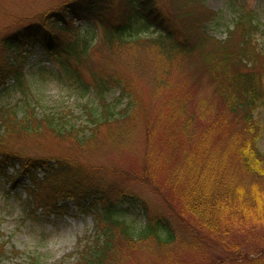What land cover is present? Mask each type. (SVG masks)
I'll return each instance as SVG.
<instances>
[{
	"label": "trees",
	"instance_id": "obj_1",
	"mask_svg": "<svg viewBox=\"0 0 264 264\" xmlns=\"http://www.w3.org/2000/svg\"><path fill=\"white\" fill-rule=\"evenodd\" d=\"M234 12L233 23L220 40L208 35L202 25L210 16L201 0H168L165 11L156 0H66L52 13V21L40 17L0 37V94L10 90L23 99L20 107L18 101L0 103V171L7 163L12 164L10 161H16L15 174L7 178L14 184L17 174L30 175L26 190L31 196L40 183H45L54 198L48 209L51 213L64 212V201L71 199L80 210L96 214L95 234L80 246L74 264H106L115 242L121 239L130 251L140 241L150 239L161 262L175 263L173 255L180 250L197 254L202 243L216 240L229 252L219 262L207 259L208 264H264L263 258H249L244 246L231 238L234 232L251 233L264 227V154L257 147L260 126L253 116L264 102V51L253 42L257 15L243 7L235 8ZM67 14L83 20L84 25L79 29L69 27ZM95 27L101 31L98 38ZM145 29H153L155 36L140 35ZM64 32H70L72 38L64 39ZM97 40L104 58L106 53L114 56L115 51L119 53L117 49L134 43L135 51L162 55V60L168 63L175 57L194 54L198 57L192 56L195 63L200 61L208 66L207 80L220 96L223 111L213 112L204 121V129H196L191 125L196 112L188 108L190 92L188 89L175 92L166 109L168 125L175 122V126L159 129L162 133L158 138L152 125L148 129L155 136L149 138L147 134L144 140L143 153L151 161L147 167H155L154 163L164 168L152 175L147 168L148 175L142 176L157 189L176 227L166 217L149 214L148 205L136 195L120 192L110 197L99 185L87 182L82 169L64 156L52 157L56 161L51 165L7 144L13 140L10 137L18 136L21 140L49 134L60 140H72L81 147L88 141L82 135L85 128L90 127L91 138L99 126L129 116L134 101L126 78L112 69L95 67L91 61V50ZM29 43L43 47L55 63L57 71L53 73L69 84L75 95L83 98L92 94L94 103L84 105L89 125L75 127V123L68 124L61 115L46 112L38 105L39 99L31 93L34 91L24 71L23 47ZM83 68L88 75H84ZM196 83L204 84L200 78ZM115 88L119 93L112 101L107 95ZM124 99H127L125 106L119 108ZM161 142L164 143L160 149L166 151L154 154ZM235 164L250 175L248 184L238 178L233 169ZM37 170L43 172L41 179ZM133 203H140L145 214V222L139 229L123 217L125 209L121 206ZM175 242L178 252L173 250ZM4 246L0 236V264L7 257Z\"/></svg>",
	"mask_w": 264,
	"mask_h": 264
},
{
	"label": "rangeland",
	"instance_id": "obj_2",
	"mask_svg": "<svg viewBox=\"0 0 264 264\" xmlns=\"http://www.w3.org/2000/svg\"><path fill=\"white\" fill-rule=\"evenodd\" d=\"M65 1L0 0V37L40 17L52 21L54 19L52 13ZM156 1L165 11L168 0ZM201 3L210 16L204 20L202 25L206 26L208 35L220 40L226 37L227 29L233 23L235 8L243 7L245 10L254 12L257 15L258 28L253 36V42L258 49L264 51V0H201ZM67 17L65 16V19ZM70 25L69 27L77 29L80 22L72 21ZM94 31L98 38L100 29L96 28ZM140 35L155 36V32L153 29H145L140 32ZM63 37L71 39L72 34L64 32ZM133 37L134 35L131 36ZM98 42L99 40L91 50V61L95 67L112 69L118 73L117 75L126 78L134 101V105L130 107L129 116L99 126L91 138H89L88 129L90 127L85 128L82 135L88 137V141L81 147H78L72 140H60L49 134L21 140L18 136H16L18 139L10 137L13 140L7 144L13 149L19 148L31 157H40L41 161H47L51 165L56 161L52 157L64 156L65 160L76 163L82 169L87 182L99 185L110 197L113 198L120 192L136 195L148 205L149 214L166 217L171 225L176 227V221H173L161 195L158 194L157 189L155 190L154 185L142 176L143 173L148 175V169L151 170L150 175L157 169H159L158 173H161L164 168H158L154 163L155 167H147L150 160L146 159L143 153L146 145L144 140L147 134L149 138L155 136L148 129L152 125H154L153 129L158 132V138H161L162 133L159 129L175 126V122L168 125L166 110L169 105L168 101L175 92L180 93L185 89L190 92L191 100L188 108L196 112L194 121L191 120L192 127L196 129H204V121L208 120L213 112H221L224 105L220 96L215 94V88L207 80L209 78L208 66L201 64L200 61L195 63L193 57H198L194 54H192L193 57L191 54L189 55L191 57L185 55L175 57L172 63H168L162 60V55L148 50L135 51L133 47L136 45L131 42H128L131 44L129 46L117 49L119 53L115 51L114 56L106 53L104 58L102 50L97 48ZM25 49L27 52L25 53L24 70L28 83L34 91L31 93L39 99L38 105H41L46 112L51 111L61 115L63 121L68 124L75 123V127L89 125L84 105L94 103L92 94L83 98L75 95L70 90L69 84L62 82L53 73L55 71L53 62L47 58L38 44L26 45ZM160 61L165 62L160 64ZM190 61L193 65H190ZM86 70L83 68L84 75H88ZM258 70L260 71L259 67ZM199 78L204 84L196 83ZM37 91H39L38 94H36ZM12 92L6 90L0 94L2 97L0 103L12 104L18 101L20 107L23 104L22 96ZM118 93L119 90L115 88L107 97L115 101L114 98ZM126 102L127 99H124L119 108L125 106ZM253 116L260 126V135L256 141L257 147L264 154V102L254 110ZM161 143L158 144L154 154L158 151L161 153L166 151V149H160L164 142ZM10 162L15 165L12 167L10 163H7L6 174H14L18 166L16 161ZM240 166V164H235L233 168L238 178L246 183L250 182V175ZM36 173L41 179L43 172L37 170ZM29 176L26 173L18 175V182L10 187L9 181L0 172V236L7 254L2 264H74L78 259L80 246L95 234L96 214L92 211L80 210L71 199L64 201L66 203L64 212H49L48 209L54 198L49 194L45 183L39 184L34 196L29 195L26 190L30 184ZM127 206V204L121 206L125 209L123 217L135 229H139L145 222V214L140 208L141 204L133 203ZM183 235L185 234H181ZM231 238L234 242L244 246L249 253V258L264 259V227L252 230L251 233L234 232ZM123 241L121 239L115 242L112 256L106 264H208L207 259L212 258L213 262H219V259L225 258L229 252L224 250L222 244L216 240L202 243L203 246L198 249L197 254L192 250L178 252L179 247L175 242L173 250L178 253L173 256L177 261L175 263L161 262L160 257L157 256L158 250L154 249L155 245H151L150 239L140 241L133 251H130L129 246ZM223 264L231 263L224 262Z\"/></svg>",
	"mask_w": 264,
	"mask_h": 264
},
{
	"label": "bare ground",
	"instance_id": "obj_3",
	"mask_svg": "<svg viewBox=\"0 0 264 264\" xmlns=\"http://www.w3.org/2000/svg\"><path fill=\"white\" fill-rule=\"evenodd\" d=\"M77 20H79V19H77Z\"/></svg>",
	"mask_w": 264,
	"mask_h": 264
}]
</instances>
